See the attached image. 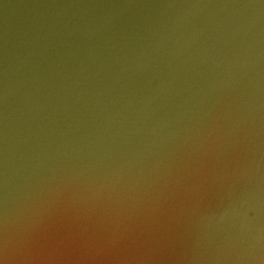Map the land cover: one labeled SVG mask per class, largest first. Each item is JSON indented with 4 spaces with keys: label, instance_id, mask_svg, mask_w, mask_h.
I'll use <instances>...</instances> for the list:
<instances>
[{
    "label": "water",
    "instance_id": "water-1",
    "mask_svg": "<svg viewBox=\"0 0 264 264\" xmlns=\"http://www.w3.org/2000/svg\"><path fill=\"white\" fill-rule=\"evenodd\" d=\"M0 264H264V0H0Z\"/></svg>",
    "mask_w": 264,
    "mask_h": 264
}]
</instances>
